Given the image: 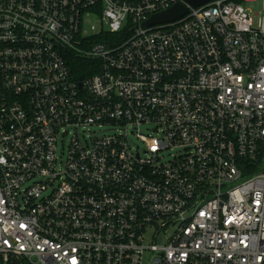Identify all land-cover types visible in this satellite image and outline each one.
I'll return each instance as SVG.
<instances>
[{
    "label": "built area",
    "instance_id": "built-area-1",
    "mask_svg": "<svg viewBox=\"0 0 264 264\" xmlns=\"http://www.w3.org/2000/svg\"><path fill=\"white\" fill-rule=\"evenodd\" d=\"M0 264H264V0H0Z\"/></svg>",
    "mask_w": 264,
    "mask_h": 264
},
{
    "label": "water",
    "instance_id": "water-1",
    "mask_svg": "<svg viewBox=\"0 0 264 264\" xmlns=\"http://www.w3.org/2000/svg\"><path fill=\"white\" fill-rule=\"evenodd\" d=\"M182 1L191 8H199L204 5H207L212 0H182ZM188 12H189L188 7H186L182 3H178L162 13H158L151 16L149 20L144 23V27H151L154 25L172 23L187 15Z\"/></svg>",
    "mask_w": 264,
    "mask_h": 264
},
{
    "label": "rangeland",
    "instance_id": "rangeland-1",
    "mask_svg": "<svg viewBox=\"0 0 264 264\" xmlns=\"http://www.w3.org/2000/svg\"><path fill=\"white\" fill-rule=\"evenodd\" d=\"M87 25L88 26H97L98 25V22L97 21H94V20H88L87 21ZM90 131L96 135H101V134H111V133H116V131L113 129V128H97V127H90L89 128ZM129 132L131 133V130L129 129ZM135 134L131 133L129 138L131 140L130 142V145L133 149H135L136 147H138L140 150L142 149V145L141 143L134 137ZM71 135L70 136H66L65 137V145L68 143L69 139H70ZM61 148V144L59 143V149ZM168 152H165L164 153V158L165 159H169L173 154L171 153L169 156L167 155ZM153 234H154V231H149V234L148 236L151 237L150 239H152L153 237Z\"/></svg>",
    "mask_w": 264,
    "mask_h": 264
},
{
    "label": "trees",
    "instance_id": "trees-1",
    "mask_svg": "<svg viewBox=\"0 0 264 264\" xmlns=\"http://www.w3.org/2000/svg\"><path fill=\"white\" fill-rule=\"evenodd\" d=\"M97 41H100V39H97ZM78 69H79V67H78V68H74L73 71H74V73H77V74H78V77L81 78L83 75H82L81 73L79 74V71H77ZM86 69H87V68L84 67V65H83V67L81 68V72L84 71V70H86ZM96 71H97V69L95 68V69H93V72H91V73H89V74H86V75H92V74H94V72H96ZM86 75H85V76H86Z\"/></svg>",
    "mask_w": 264,
    "mask_h": 264
}]
</instances>
